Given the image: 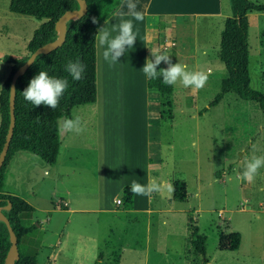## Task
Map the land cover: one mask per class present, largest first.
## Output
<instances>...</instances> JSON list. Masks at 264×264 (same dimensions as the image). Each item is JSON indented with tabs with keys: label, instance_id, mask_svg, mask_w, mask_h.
<instances>
[{
	"label": "rangeland",
	"instance_id": "obj_1",
	"mask_svg": "<svg viewBox=\"0 0 264 264\" xmlns=\"http://www.w3.org/2000/svg\"><path fill=\"white\" fill-rule=\"evenodd\" d=\"M251 1L264 4V0ZM8 3L0 0V58L26 55L33 30L45 20L10 12ZM247 20L248 85L264 95V11H251ZM209 39L213 44L215 29ZM215 62L219 63L217 59ZM219 65L226 76L225 68ZM4 69L0 60V79ZM142 81L137 73L131 105L122 108L113 85L107 86L108 91L103 88L99 66L95 102L70 111L71 119L79 117L84 130L65 131L63 120L58 119L60 159L68 142L67 161L46 166L31 154L28 167L33 171L19 170L21 178L15 190L34 208L30 222L35 226L41 222L42 227L40 245L35 244L27 253L36 254L38 264H92L96 260L99 264H144V247H149L145 264H201L203 257L194 253L190 244V232L195 227L205 237L206 264H264V168L252 184L238 179L245 159L264 155V113L254 101L242 100L232 92L209 106L219 90L217 79L198 91L172 86L168 102L162 96L158 106L155 99L150 100L161 113L158 122L148 126L147 113L153 116L146 106ZM122 117L130 120L124 128L129 126L131 145L134 139L136 174L145 167L142 142L147 133L159 134V148L154 149L152 162L156 164L161 158L157 168L160 176L182 179L189 194L187 201L167 202L171 184H165V191L157 195L160 204L170 209L151 215L148 232L142 216L128 221L124 215L113 216L104 209L110 207L116 186ZM65 187L84 198L85 205L97 209L89 213L52 212L50 204L57 205ZM229 233L240 235L235 250L219 246V236Z\"/></svg>",
	"mask_w": 264,
	"mask_h": 264
},
{
	"label": "trees",
	"instance_id": "obj_2",
	"mask_svg": "<svg viewBox=\"0 0 264 264\" xmlns=\"http://www.w3.org/2000/svg\"><path fill=\"white\" fill-rule=\"evenodd\" d=\"M86 12L67 21L64 41L52 49L39 53L15 80L14 97V126L4 160L0 167V208L16 235V258L14 264H37L35 254L27 253L19 248L21 238L33 229L32 225H25L22 214L33 211V207L23 198L3 191V179L11 156L17 151H27L37 155L48 165L56 161L59 149L58 119H70L73 107L93 103L96 99L95 78V35L98 27L116 10L121 0H85ZM78 0H9L8 10L18 14L45 19L34 30L27 42V53L21 57L4 55L1 59L11 63L10 71L0 88V149L4 141L9 113L8 91L12 72L21 65L29 53L44 43L55 39L58 35L56 23L64 11L78 7ZM230 14L224 19L220 33L217 56L228 74L221 79L217 94L209 101V106L215 105L226 93L232 92L238 98L257 103L264 113V95L248 85V41L247 16L250 10L264 11V4L251 0H229ZM96 17L97 24L91 22ZM69 61L80 62L85 66L83 79L75 81L65 71ZM166 66L160 64L157 71ZM39 71H45L52 77L66 78L69 86L60 98L57 108L50 109L41 105L33 107L23 99L21 93L27 87L31 78ZM264 77V72H263ZM148 93L149 122H156L159 109L155 111L154 104L149 103L160 97L171 95L172 86L162 83L161 78L149 80L146 78ZM155 95L158 97L153 98ZM163 104V103H162ZM159 103L157 102L156 106ZM131 187L123 189V206L131 207ZM172 196L174 200L186 199L185 185L182 180L172 182ZM9 203V207L4 206ZM219 246L230 250L238 248L240 235L229 233L219 236ZM205 237L198 234L194 227L190 232V244L194 253L203 257L201 264H206L204 258ZM10 245L9 233L3 220L0 219V264L6 263V255ZM92 264H98L94 261ZM192 264V263H191Z\"/></svg>",
	"mask_w": 264,
	"mask_h": 264
},
{
	"label": "crops",
	"instance_id": "obj_3",
	"mask_svg": "<svg viewBox=\"0 0 264 264\" xmlns=\"http://www.w3.org/2000/svg\"><path fill=\"white\" fill-rule=\"evenodd\" d=\"M133 2L137 5L136 10L144 13V20L139 22L133 20V31L136 33L137 40L135 41L134 46L131 49H126L125 54L118 58L117 63L110 65L109 62L103 59V49L97 48L95 40L96 92L98 87V67L100 66L103 88L108 91L107 86L109 84L113 85L114 90L117 91V95L121 100V107L126 108L131 105L132 98L135 92V75L137 73L142 76V83L145 85L147 92L146 77L142 72V68L146 59H152L150 49L153 51L158 49L160 52L170 55V60L173 64L176 62L185 64L187 65L188 70L208 72L209 78L205 86L217 79H219V81L221 82V79L227 76L226 75L223 77L224 73L222 69H220L221 67L219 65V63L222 64V62L219 60L217 52L219 48L220 33L223 27V21L230 14L229 0H133ZM127 11V0H121L116 10L105 20L107 22L106 26L110 28L111 24L119 23L120 17L118 13H127ZM251 11L253 10L248 11L246 13V16H248ZM124 18L131 19V17L127 15H125ZM103 24L104 22L99 27L103 26ZM213 29H215L216 39L213 44H210L209 37L212 34ZM262 49L263 48L261 46L260 50ZM24 53H27L26 48ZM213 55H215L219 63L215 62L216 59L214 60ZM1 58L0 60L4 64L5 69L3 77L0 79V88L2 82L6 79L11 66V63L3 61ZM161 64L167 67L164 62H161ZM136 69L138 72L136 71ZM111 75L114 76V80ZM146 106L148 108V93ZM59 119H62L63 121L65 120L64 117H61ZM126 120L125 117H122L120 164L117 167L116 186L111 198L109 199L111 202L110 207L104 209L112 212L113 216H115L116 213L119 216L120 214H122L125 218L128 219V221L131 219L134 220L138 216H142L141 219L144 220V229L146 232H148V230H150L151 215L169 210V206L160 204L161 199L157 195L158 193H153L150 196H138L131 193V207L125 208L123 206L124 187H131L133 181H136L142 185H147L153 178L157 179L163 185L169 183L172 187V182L174 180L182 179L176 178L175 176L172 177V175L168 178L160 176L157 168L162 162L161 158L157 160L156 164L152 162V153L154 149L158 150L160 138L158 136L159 134L154 136L152 133H147V137L142 142V147L145 153V167L141 173L136 174L135 165L133 162L134 160L132 157L134 155V139H132L133 145H131V137L129 136V134H127L129 132V126H126L124 128L125 123L129 124L130 120ZM158 120L156 122H158ZM147 121L148 126H150L148 113ZM63 147V159H60L61 142L59 140L58 154L56 156V161L52 165L46 164L37 155H34L37 156L38 159L42 161L46 166H53L57 162L58 166H60L64 161H67V158H69V143L67 142L66 145H63ZM31 154L33 153L27 151H17L11 156L6 166V171L3 179L4 192L24 198V196L16 192L15 189L17 188L16 184L18 180L21 178V176L19 178V172L29 169L28 164L31 163L33 158V155ZM39 166L40 169H43L42 171L44 173L47 172V169L44 165L42 166L39 163ZM32 171L33 169H29L30 173ZM101 186L102 182L100 183V188ZM185 192L186 199L184 201H187L189 194L186 190V185ZM63 193V196L59 197V199L57 200V205H54V203L50 204V209L52 212L58 210L59 212L65 213H89L97 209L85 205L84 198L74 196L72 189L69 187H65ZM135 196L137 202H135ZM117 198L121 199V203H115V200ZM166 198L167 202L178 201L174 200L172 196V188L170 196L168 195L166 196ZM138 199L140 201V206L138 205ZM95 200L97 202L98 198L95 197ZM143 200H145L144 204ZM46 211L48 212L50 210L47 209ZM31 213L21 215L23 223L27 226L32 225L29 216ZM137 213L140 214L137 215ZM110 227L111 225L108 226V229H111ZM41 228V222H37V225L35 226L33 224V229L21 238L19 245L22 247L21 242L24 239V251L30 252L35 248V244L37 246L40 245ZM127 248L129 250L131 249V251L134 250V247ZM148 251L149 247H144V264L148 259ZM111 252L114 253V251ZM97 261L99 264V260Z\"/></svg>",
	"mask_w": 264,
	"mask_h": 264
},
{
	"label": "clouds",
	"instance_id": "obj_4",
	"mask_svg": "<svg viewBox=\"0 0 264 264\" xmlns=\"http://www.w3.org/2000/svg\"><path fill=\"white\" fill-rule=\"evenodd\" d=\"M137 5L133 0H127V13L119 12V23L111 24L107 27L104 21L103 26L97 29L95 40L98 49H103L102 57L110 65L117 63L118 58L123 56L126 49L134 46L136 33L133 31V20L143 21L144 13L136 10ZM125 15L131 19H125ZM93 24H97L96 17L91 18ZM152 59H146L142 72L149 80L157 78L162 79V83L168 86L181 85L185 89L200 90L209 78V73L205 71L188 70L187 65L181 63H172L170 55L160 52L158 49L153 51L150 49ZM31 60V59H30ZM29 63H33L31 60ZM164 62L167 67L157 71V67ZM65 71L75 81L83 79L85 66L80 62L69 61L65 66ZM69 86L66 78H58L49 76L45 71H39L30 79L27 87L21 93L23 99L30 102L33 107L47 106L50 109L57 108L60 98ZM15 91L14 89L12 90ZM62 128L68 132H82L83 126L80 118L65 119L62 122ZM264 168V155L253 154L243 162V171L238 176L239 180L246 181L249 184L255 182L256 177L260 174V170ZM165 191L164 185L157 179L153 178L147 185H142L136 181L131 184V192L138 196H150L153 193H162ZM171 191V187L167 188Z\"/></svg>",
	"mask_w": 264,
	"mask_h": 264
},
{
	"label": "water",
	"instance_id": "obj_5",
	"mask_svg": "<svg viewBox=\"0 0 264 264\" xmlns=\"http://www.w3.org/2000/svg\"><path fill=\"white\" fill-rule=\"evenodd\" d=\"M79 5L76 8H71L68 9L66 11H64V13L60 16V18L58 19L56 26H57V30H58V35L55 39L48 41L46 43H44L43 45L35 48L33 51H31L29 53V55L27 56V58L25 59V61L19 65L11 74L10 77V82H9V91H8V113H9V119H8V125H7V129H6V133H5V137H4V141L3 144L1 146L0 149V167L1 164L4 160L5 154H6V150L8 147V143L10 140V137L12 135V130H13V126H14V97H15V91L13 92L12 90H15V80L17 78V76L22 73L31 63H29L28 61L31 59L32 61H34V59L36 58V56L39 53L42 52H46L50 49H52L53 47L60 45L63 41H64V37H65V32L67 29V21L69 19H74L76 17H79L81 15H83L86 12V2L85 0H78ZM58 24H60V28L58 29ZM30 60V62H31ZM5 208L9 207V203L7 205L4 206ZM0 219L4 221L8 233H9V240H10V245L7 251V255H6V263L7 264H14V259L16 258V247H17V243H16V235L14 233V230L12 229V227L10 226L8 219L6 218V216L1 212V208H0Z\"/></svg>",
	"mask_w": 264,
	"mask_h": 264
},
{
	"label": "built area",
	"instance_id": "obj_6",
	"mask_svg": "<svg viewBox=\"0 0 264 264\" xmlns=\"http://www.w3.org/2000/svg\"><path fill=\"white\" fill-rule=\"evenodd\" d=\"M115 203H116V204L121 203V199H120V198H117V199L115 200Z\"/></svg>",
	"mask_w": 264,
	"mask_h": 264
}]
</instances>
